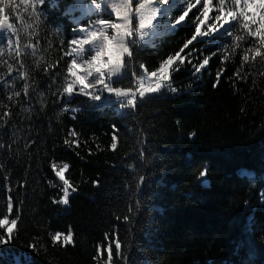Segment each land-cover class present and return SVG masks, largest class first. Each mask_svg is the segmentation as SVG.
Here are the masks:
<instances>
[{
    "label": "trees",
    "instance_id": "trees-1",
    "mask_svg": "<svg viewBox=\"0 0 264 264\" xmlns=\"http://www.w3.org/2000/svg\"><path fill=\"white\" fill-rule=\"evenodd\" d=\"M89 2L46 0L47 20L31 38L21 31V43L36 48L34 56L29 49L22 57L23 68L0 33V219L20 217L14 250L34 245L35 264H108L111 244L112 264H125L116 254L118 240L128 264H264V59L249 52L243 60L246 50L259 46L257 38L239 21L225 25L231 36L197 37L181 52L184 63L169 70L175 92L148 94L119 114L109 104L63 93L72 29L117 20L107 0L104 11L82 16ZM188 3L168 0L156 35L133 47L134 59L111 80L113 87L135 89L141 64L156 71L180 52L195 33L203 0L173 28ZM212 3L214 17L218 0ZM206 58L209 64L197 73ZM14 91L20 97L9 100ZM63 164L76 190L70 188L66 206L54 202L63 195L56 176ZM56 232L61 236L53 242Z\"/></svg>",
    "mask_w": 264,
    "mask_h": 264
},
{
    "label": "snow or ice",
    "instance_id": "snow-or-ice-1",
    "mask_svg": "<svg viewBox=\"0 0 264 264\" xmlns=\"http://www.w3.org/2000/svg\"><path fill=\"white\" fill-rule=\"evenodd\" d=\"M104 3L105 0H101V2L91 0L94 9L90 8L89 11H104ZM199 3H201V0H195V3L189 0L182 14L173 22V28L176 25L183 24L190 10ZM45 4L46 0H0V33L4 34L9 52L12 53L14 50V58L18 62L22 61V57L25 54H28L29 49H31L33 56L36 54L34 45L21 43V31L31 38L33 32L39 28L40 24L47 20ZM167 4L168 0H138L133 7V0H107V6L115 14L116 21L90 20L87 24H80L78 27H74L72 29L74 36L69 41V50L65 53L66 56L72 58L67 64V77L63 93L68 97H72L74 94H82L89 97L92 101L99 102L104 98L102 93L106 92L109 97L115 96L119 109L134 110L137 107L138 98L143 100L146 95L159 93L165 88L175 92L176 89L172 88L169 82V70L177 61L181 64L184 63V57L181 56V52L188 48L193 41H196L197 37H214L216 34L231 36L232 32L225 28V25H230L232 21H239L243 29L258 40L259 46L246 50L243 60H249V52L254 53L253 58L260 56L261 59H264V51H262L264 49V0H231V4H229L228 0H218V7L215 9L217 14L214 17L210 16V12L213 11L212 0H203L202 9L195 18V33L191 39L185 42L180 52L175 53V55H169L156 71L149 72L146 66L141 64L140 68L143 71V75L136 77V74L133 73V76L136 77L135 89L113 87L112 78L123 75L124 70L128 67L126 60L132 61L134 59L133 47H138L140 41L156 35L153 29L160 22L163 6ZM257 16H259V20H257ZM12 20L19 21L21 26L17 27L15 23L10 22ZM209 20L212 22L208 23ZM29 21L31 23H28ZM221 29H224V31L221 32ZM109 30L112 31V35L108 34ZM77 32L79 35H75ZM234 46L238 47V44L234 42ZM89 51L94 54L91 55L90 59H83ZM2 52L3 49L0 48V53ZM77 57L80 58L79 61ZM208 64L209 59L206 58L195 71L197 73L200 72L201 68ZM12 67V64H8L9 74L12 72ZM23 67V63L20 62V68ZM20 75L21 78L27 80L26 72H21ZM219 76L220 73L218 72L217 83H219ZM28 87L29 85L25 83L23 87L25 96L28 94ZM213 87H216V84H213ZM20 95L19 91H14L13 95H10L8 99L12 100L13 96L20 97ZM3 119L6 123L9 119V112L4 113ZM0 127H3V125H0ZM113 128L114 134L111 147L115 150L117 146L115 125H113ZM71 135L75 136L76 132L73 131ZM65 143L67 144L68 141H65ZM0 147H3V144H0ZM140 155L142 156L143 153L141 152ZM67 168L68 165L63 164L56 171V176L63 182V195L59 201L54 202L64 205L69 203L71 194V185L63 175L64 170ZM206 175L207 167L199 172L200 178H204ZM144 180V176L139 177L141 183ZM136 188L139 190L140 184H137ZM71 191L74 192L76 190L71 188ZM7 208L11 213L13 209L11 196L8 198ZM19 219L18 214L14 219H9L7 215L0 219V229L6 230L5 235H0V264H35L33 255L36 248L34 245L29 244L19 250H14L12 246V241L16 239L14 227ZM125 220H128L127 216ZM60 236L61 233L56 232L52 236L53 242ZM70 240L71 234L63 237L65 243H69ZM115 250L117 256L123 259L125 264H128L127 256L121 251V243L118 240L115 242ZM107 260L108 264H112L113 253L111 244L108 247Z\"/></svg>",
    "mask_w": 264,
    "mask_h": 264
},
{
    "label": "rangeland",
    "instance_id": "rangeland-1",
    "mask_svg": "<svg viewBox=\"0 0 264 264\" xmlns=\"http://www.w3.org/2000/svg\"><path fill=\"white\" fill-rule=\"evenodd\" d=\"M163 9H164V6H163ZM162 9V12H161V15H162V13H163V10ZM78 33V32H77ZM162 33H165V31H162ZM94 53L93 52H91V51H89L86 55H85V58H83V59H85V60H87V59H90V57H91V55H93ZM79 57H77V59H78ZM78 61H79V59H78ZM80 70H82V69H80ZM149 72H151V71H149ZM124 74V73H123ZM141 75H143V74H141ZM114 78H116V77H113L112 79H114ZM77 91V93H78V89L76 90ZM102 95H103V99L101 100V101H99V102H96V104H98V105H100V106H102L103 104H109L110 106H113V107H115V110H116V112L117 113H119V114H121L122 112H124V110H121V109H119V107H118V102L116 101V98H115V96H112V97H109L108 96V94L105 92V93H102ZM68 97V96H67ZM202 179V178H201ZM71 241V240H70Z\"/></svg>",
    "mask_w": 264,
    "mask_h": 264
}]
</instances>
